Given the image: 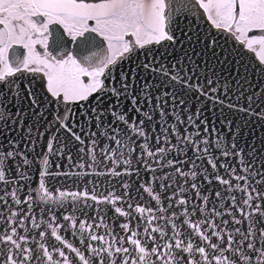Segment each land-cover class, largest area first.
Masks as SVG:
<instances>
[{
  "label": "snow or ice",
  "instance_id": "6c2138e0",
  "mask_svg": "<svg viewBox=\"0 0 264 264\" xmlns=\"http://www.w3.org/2000/svg\"><path fill=\"white\" fill-rule=\"evenodd\" d=\"M194 9L202 10L201 15L215 29L234 39L241 52L255 53L258 67L252 71L264 76V0H0V137L9 145V149L0 151V183L8 185L15 183L17 177L29 178L21 167H16L11 179L7 175L17 159L22 166L32 163L14 135L16 131H26L28 135H22L20 140L33 143V129L24 128L28 120L25 109L17 107L18 100L26 102L38 121L45 120L49 108L63 105V113H53L57 132L63 130L67 139L82 146L86 141L82 138L83 129L76 131L78 118L95 120L97 128L107 124L104 132L83 133L93 137L87 148L79 149L91 163L81 157L78 168H95L98 161L94 137L100 135L109 141L100 149L103 160L99 161L113 165L108 174H131L133 160L138 165L136 171L139 167L148 172L170 168L175 174L174 179L164 172L140 185L155 202L150 206L128 204L125 209L118 202L129 195L127 191L123 195L110 192L99 198L88 191H59L54 195L46 186L45 177L68 173L48 171L49 155L65 150L64 144L54 148L53 133L46 151L35 160L37 187L23 198L15 188L0 195V202L8 204L6 197H10L17 209L21 205L27 208L9 209L8 227L0 232V264H264V152L247 141L242 147L244 133L240 127H233L234 121L227 117L220 121L226 136L199 115H184L188 97L198 101L203 97L229 111L236 109L264 120V81L250 83L247 68L244 74L236 70V83L247 107L226 103L231 89L220 90V77L212 61L221 66V72L229 63L243 66V62L229 61L227 56L221 59L215 37L202 40L181 28V22ZM52 25L63 31L54 32ZM185 41L191 45L184 49L187 67L158 62L149 47L163 46L164 42L173 47ZM18 48L25 51L18 52ZM140 56L144 61L137 63ZM202 56L209 58L203 65L204 75L200 73L201 62L195 59ZM125 60L136 67L115 75L117 65ZM140 71L156 79H145L137 88L130 82L129 73ZM37 73L42 74L43 93L38 94L30 82L23 86L17 82L24 74L35 79ZM245 83L253 89L251 93H245ZM90 100L95 101V106L81 111V102ZM121 100H127L130 107L120 111ZM254 105L258 110L253 109ZM196 111L200 113L201 109ZM154 113L162 121L156 128L150 127ZM106 115L110 117L107 122ZM173 119L170 124L168 121ZM68 159L71 162L70 150ZM120 165L125 166L123 172L116 170ZM157 179L159 190L153 187ZM204 185H219V189L210 187L209 195ZM123 187L128 188L127 182ZM169 189L170 194L162 195ZM69 198L74 204L81 198L97 205L111 204L115 214L125 218L126 222L120 224L124 234L116 235L103 219L96 224L80 220L77 229V221L71 215H64L63 220L71 222L73 237L79 232L81 246L60 234L59 230L66 232L67 228L55 215L47 222L30 217L31 228L39 230L34 247L29 235L18 232V228L28 231L25 217L32 212L36 199L63 207ZM132 220L137 221L136 227L131 225ZM157 221H163V226ZM102 225L105 232L99 234L95 229ZM42 229L50 230L58 244L46 245L49 233Z\"/></svg>",
  "mask_w": 264,
  "mask_h": 264
},
{
  "label": "water",
  "instance_id": "95a60500",
  "mask_svg": "<svg viewBox=\"0 0 264 264\" xmlns=\"http://www.w3.org/2000/svg\"><path fill=\"white\" fill-rule=\"evenodd\" d=\"M202 10L194 9L193 13L189 15L187 20L181 22V28L184 31L194 33L198 35L202 40L208 39L209 37H215L218 41L217 46V54L220 55L221 59H224L227 56L229 61H240L242 60L243 66L241 64H233L229 63L224 66L225 70L221 72V66L217 65L215 61H212L214 66V70L217 72L220 77V90L223 91L225 88H230L231 91L227 95V101H231L232 104L237 105V107H247V100L245 97L240 95V86L236 83L238 77L236 75V70H239L241 74L245 73V69H248V82L257 83L264 81V76L261 74L252 71L258 67V61L256 56L252 52H248L247 50H243L241 52V47L237 44V42L232 39L227 33L215 29L211 22L207 20L206 16L201 15ZM179 35V33H177ZM153 49V54L157 56L158 62H163L166 64L172 63H181L183 66L187 67V63L183 60L184 49H190L191 45L188 44L187 41L183 45H175L173 47H167V42H164L163 46L160 45H151L149 46ZM199 49V45L196 46ZM237 53H240L238 55ZM189 54H191L189 52ZM164 57L161 60V57ZM175 56V59L172 57ZM196 60L201 62L200 73L204 75L203 65L208 61V57H196ZM144 61V57L140 56L139 61L137 63H142ZM136 67V64H129L127 60L120 62L117 65V68L114 70V74L119 76L121 71L128 72L130 68ZM211 75V73H207ZM131 77V83L136 85L139 88L140 84L143 83L145 79H156L155 76H149L148 73L140 71L139 73H129ZM41 74L37 73L36 78L33 79L31 74H24L23 77H18L17 82L23 86L28 84L29 82L32 85V88L39 94L43 93L44 89L42 87L43 81L40 79ZM215 79V78H214ZM261 90H264L262 88ZM245 93H251L253 89L248 87V84H244ZM21 95L23 93L21 92ZM83 104V108L81 111H88L91 107L95 106V101L90 100V102H81ZM108 104V101H105ZM17 107H23L25 109L24 115L28 120V123L24 125V128L31 127L33 129L31 135L33 143L31 145L23 143L20 138L21 136H27L28 133L16 131L14 135L16 136L18 143L21 148L25 152L28 153L30 161L29 166H22V162L20 159L15 161L14 166L7 172L8 177L11 179L15 173L16 167H21V170L26 172V175L29 177L27 180H20L18 177L16 178V182L13 184H3L0 183V195H3L5 191L10 192L13 188L17 190V194L23 198L30 189L36 188L39 181V175L37 170V164L35 162L38 154L46 151L47 140L52 138L53 133H56V140L54 141V148L59 149L61 144L65 145V150L63 153L54 152L49 155L50 166L48 171L52 173H68V175H51L45 177L46 186L50 191L53 192L54 195H58L59 191H88L90 194H95L98 198L102 195H107L108 193H114L116 195H123L126 191L129 193L127 197L123 201L118 202L125 209H127L128 204H132L135 206L136 204H140L143 206L154 205L155 202L151 200V198L147 195V193L143 192V189L140 187L141 184L147 183L153 179V177L159 178L164 172H167L173 175L175 179V174L173 170L170 168L158 169L153 172L146 171L143 167H139L138 171H136L138 165L135 160H133L132 169H130L131 174H123L121 176H113L109 173V170L113 168L110 162L99 163V161L103 160V156L100 153V149L108 144L109 141L105 136L97 135L94 139L97 140V148H96V156L98 163L95 168H78L76 165L80 163V158L84 157L85 163H91V160L88 158L86 153H81L79 149L81 147L87 148L89 146L90 140L93 138L90 135H84L83 133L90 134L92 132L100 133L107 130V124L105 123L104 127L97 128L95 126V120L88 121L84 118L77 119V127L76 131L80 132V129H83L82 138L86 141L85 145H80L78 142L74 140H69L66 138V134L63 130L57 132L58 125L53 119V113L59 111L63 113L64 106L58 105L53 108H49L47 110V114L45 120H37L36 117L31 115V110L27 109L26 102L17 101ZM76 107V106H73ZM130 107V104L127 100H121L120 102V111L126 110ZM197 108L201 109L200 113H197ZM254 110H258L256 106H253ZM151 111V109H149ZM179 113V110H178ZM186 114H192L194 117L199 115L202 119H205L210 122V126L212 124L215 127L224 131V134L227 136V132L224 128L221 127L220 121L227 117L228 120L234 121L233 127H240L244 133L243 139L241 141V146H244L243 141H247L249 145H254L258 151L264 152V120H258L254 115H247L242 113L236 109L229 111L227 107H221L220 104L215 103L213 101L207 100L203 97L200 100H196L194 98L188 97L187 104L185 106ZM110 119L109 116H105L104 120L107 122ZM167 119V118H165ZM45 121H50L51 124L46 123ZM170 124L174 122L173 120L168 121ZM159 123H162L158 114L154 113V120L150 127L156 128L159 126ZM179 128H183V125H177ZM42 132L45 133L44 136H39L37 133ZM155 135H159V132L154 133ZM138 141L140 138H136ZM152 141L149 140V143ZM114 146V145H113ZM9 149V145L4 140L3 137H0V151H4ZM71 152V162L68 159V151ZM191 153H189V157ZM181 159L184 157L181 156ZM56 165H60L59 168ZM7 163L5 167L7 168ZM187 167V166H185ZM125 166L120 165L116 168V170L123 172ZM158 168V166H157ZM79 173V175H76ZM96 173H105L103 175H97ZM127 182L128 188L125 189L123 187L124 183ZM159 179L155 181L153 187L159 190ZM210 187H214V190L219 189V185L209 186L204 185V190L207 194L212 195V193L208 192ZM171 189L167 193L162 195L170 194ZM239 195V194H237ZM189 198H192L191 192L189 193ZM8 200V204L0 202V232L8 227L6 221L10 216L9 209H17V206L11 203L10 197H6ZM213 203H216L213 196ZM197 204L199 202L197 201ZM87 205V206H86ZM19 209H23L27 211L26 206L21 205ZM17 209V210H19ZM49 209L52 211L49 212ZM55 215L57 221L64 227L67 228V231L59 230L61 235H64L70 241H73L77 246L80 245V234L77 231V235L73 237L72 232L74 231L71 228L70 221H64V215H71L77 221V229L78 222L80 220H86L89 223H100L101 219H103L104 223L108 226L109 230L113 231L116 235H123L124 233L120 229V224L125 221L124 217H120L115 214L113 210V206L111 204L101 203L97 205L95 201L91 199L81 200L78 203H73L69 198L66 202H64V206L61 207L59 204L48 201L43 202L39 199H36L33 202L32 212L28 217H25V228L28 230L27 232L24 229L18 228V232L20 234L29 235L32 239H30V244L34 247V240H38L39 237L37 232L39 230L31 228V216L36 217L37 222H47L50 217ZM16 221H19V216L15 218ZM161 226H163V221H157ZM131 225L136 227L137 221L132 220ZM143 226H141L142 228ZM48 231L49 235L46 240V245H56L58 242L55 241L54 238L50 236V230L42 229ZM99 234H103L105 232V228L102 225L99 229H95ZM97 243V242H92ZM35 264H39V262H35Z\"/></svg>",
  "mask_w": 264,
  "mask_h": 264
},
{
  "label": "flooded vegetation",
  "instance_id": "af4514ba",
  "mask_svg": "<svg viewBox=\"0 0 264 264\" xmlns=\"http://www.w3.org/2000/svg\"><path fill=\"white\" fill-rule=\"evenodd\" d=\"M51 27H52V30L54 32H62L63 31V29L60 26H58V25H52ZM65 38L67 39V37H65ZM97 39H99V38H97ZM103 47H106V45H103ZM37 48H38V51H40L42 53L43 50L40 49L39 46H37ZM94 50L95 51H99V49H94ZM17 51L23 53L25 50L22 49V48H18ZM254 55H255V53H254Z\"/></svg>",
  "mask_w": 264,
  "mask_h": 264
}]
</instances>
